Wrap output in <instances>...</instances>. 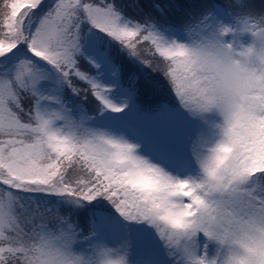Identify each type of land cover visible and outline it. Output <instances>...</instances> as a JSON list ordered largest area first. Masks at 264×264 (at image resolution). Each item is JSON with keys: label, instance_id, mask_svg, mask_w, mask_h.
<instances>
[{"label": "snow or ice", "instance_id": "1", "mask_svg": "<svg viewBox=\"0 0 264 264\" xmlns=\"http://www.w3.org/2000/svg\"><path fill=\"white\" fill-rule=\"evenodd\" d=\"M40 4L3 0L0 58L6 60L22 43L60 71L70 86L72 76L88 81L93 94L118 111L77 67L78 29L87 19L138 59V45L150 41L163 61L159 66L142 61L163 72L192 115L216 112L221 122L215 125L212 146L196 154L200 176L174 178L134 155L132 144L96 133L81 137L71 122L70 130L61 132L52 127L55 116L36 106L27 118L22 116V91L35 95L41 76L30 61L20 60L12 74L0 75V185L85 200L103 195L125 218L155 225L165 243L182 251L191 264H264V185H248L250 178L264 174V80L238 77L231 61L246 53H237L234 42L223 40L237 31L264 38V12L256 16L246 0H227L233 25L208 9L185 24L195 39L182 43L165 40L150 21L122 22L119 10L105 0H56L29 33L25 21ZM205 29L210 30L205 34ZM48 216L52 219L55 213L28 208L12 192L0 189V264H88L71 253V232L37 223ZM197 233L221 248L242 243L245 254H230L223 261L196 256ZM102 264L124 260L106 258Z\"/></svg>", "mask_w": 264, "mask_h": 264}, {"label": "rangeland", "instance_id": "2", "mask_svg": "<svg viewBox=\"0 0 264 264\" xmlns=\"http://www.w3.org/2000/svg\"><path fill=\"white\" fill-rule=\"evenodd\" d=\"M43 1L46 0H41L40 6L34 9L25 21V27L29 33L34 31L40 18L56 3V0H47L49 1L48 7L45 11H41ZM206 5L209 4L198 7L197 11L203 10ZM216 5L212 3L213 9H208H211L214 16L224 24L233 25L234 19L228 17L227 13ZM194 10L195 7H191L181 16L189 18L190 14L195 13ZM173 12H175L174 9L170 11V13ZM125 21L130 22L125 19L122 22ZM154 30L165 40L188 43L195 39L194 34L185 33L173 27L154 26ZM209 30L205 29V34ZM80 36L79 27L80 50L90 60L88 68L82 72L98 86L104 99L119 107L118 111L104 105V111L95 115L89 114L84 107L79 108L76 114H72L73 109L65 103L66 96L58 72L51 64L34 57L28 51L27 46L22 43L13 50L9 58L0 62V75H6L2 74L5 66H12L13 73L15 65L20 60L30 61L41 76L35 86L36 94L30 95L31 104L33 107H38L43 114L49 117L55 116L52 120L53 128L68 132L69 122H71L76 128L81 129L83 135L103 134L106 137L134 145V155L160 167L174 178L199 177L201 173L196 154L205 153L217 139L218 129L215 125L221 122L219 114L209 112L203 116H194L185 107L182 111L166 105L158 115L151 116L147 113L140 115L133 102L130 89L122 85L125 80L120 78V71L107 57L98 31L94 27H89L83 36ZM223 40L238 42L246 46L252 42L253 37L250 32L237 31L234 35L225 34ZM140 48L138 46V50ZM37 100L38 105L35 103ZM75 126L72 131L76 130ZM252 180L250 178L248 185ZM63 197L74 199L73 196L67 194ZM185 201L187 202V198ZM93 216L92 230L86 233L82 234L80 230H76L69 221L61 223L59 229H56L66 230L73 234L70 251L73 255L82 257L88 264H102L106 258L120 259L121 257L124 264H191L182 251L169 247L165 243L155 225L140 220L136 226L131 220L121 215L109 214L103 210L94 211ZM46 227L48 230H55ZM135 229L139 230V234L135 235ZM80 238L86 241H84L86 251L82 253L79 248ZM193 240V251L196 256L213 259L217 258L222 251L216 241L206 238L203 233H197ZM166 247L170 252L163 253L162 249H159ZM173 256L177 257L175 261Z\"/></svg>", "mask_w": 264, "mask_h": 264}, {"label": "trees", "instance_id": "3", "mask_svg": "<svg viewBox=\"0 0 264 264\" xmlns=\"http://www.w3.org/2000/svg\"><path fill=\"white\" fill-rule=\"evenodd\" d=\"M43 3L41 11L46 10L49 1L46 0L45 2L43 1ZM105 3H112L115 8L119 10L121 21L124 19L133 23H146L150 21L153 26L173 27L185 33H189L185 29V24L189 21L198 20L208 8L213 9V7H211L212 3L222 5L230 15L226 4L227 0H105ZM206 3L209 5L204 6L203 10L201 9L202 12L197 11L198 7ZM246 5L248 9L252 11L253 15L258 16L261 12H264V0H246ZM2 7L3 0H0V8ZM191 7H195V13L190 14L189 18L182 17L181 14L189 11ZM172 9H174L175 12L170 13ZM233 15L231 14L230 17L233 18ZM79 27L81 31L80 37H82L89 27L94 26H92L87 19H82ZM94 28L101 36V40L107 52V57L116 65L117 70L120 71V78L125 80L122 85L130 89L133 102L140 115H144V113L150 114L151 116L158 115L166 105L183 111L184 106L176 96L174 89L163 72L153 70L149 64H145L142 61L147 60L153 66H159L161 61H163V57L159 56V53L155 51V47L151 45L150 41H141V44L138 45L141 47L140 50H142H139L140 59H138L136 56L131 55L129 50L121 42L115 40L96 27ZM78 40L80 45V39L78 38ZM75 59L77 61V67L81 71L88 68L90 60L82 54L81 50L76 53ZM3 60L4 59L0 58V62ZM11 69L12 66H5L2 69L4 70L2 74L10 75L12 73ZM54 69L61 78V86L66 96L65 103L66 105H70L73 109L72 114H76V111L82 107L86 108V111L92 115L104 111V104L93 94L88 81L72 76L69 78L71 80L70 86L69 82L63 78L62 73L55 67ZM30 95V93L22 91L21 104L24 112L21 113V115L25 118H27L28 112L31 111L33 107ZM75 129L74 132L80 136L83 135L81 129L76 128V126ZM4 139H6V137H4ZM254 183L264 185V174H257V178L250 181L249 186ZM0 189L12 192L18 198V201L21 204H25L28 208L38 206L41 211L49 210L55 213V217L52 219L48 216L43 220H37V223H43L55 230L59 229L61 223H68L69 221L75 226L76 230H80L82 234L86 233L92 230L91 221L94 217L93 213L96 210H103L118 214L119 216L121 215L114 204L103 195L97 196L92 200H85L78 197H74V200L73 198L65 199L63 197L65 194L24 191L11 189L5 185H0ZM122 217L125 218L124 216ZM131 221L138 226L140 220ZM138 231L139 230L135 229V235L139 234ZM147 233L149 232L147 231ZM77 235H80L79 232ZM84 241V239L80 240L79 248L81 253L82 251H86V241ZM162 250L165 251L166 249L163 248Z\"/></svg>", "mask_w": 264, "mask_h": 264}, {"label": "clouds", "instance_id": "4", "mask_svg": "<svg viewBox=\"0 0 264 264\" xmlns=\"http://www.w3.org/2000/svg\"><path fill=\"white\" fill-rule=\"evenodd\" d=\"M251 33L253 40L248 45L234 42V49L237 53L244 50L246 54H240L231 61L238 77L244 80L256 78L264 80V38ZM245 245L239 242L231 247L225 245L218 257V261H223L230 254H245Z\"/></svg>", "mask_w": 264, "mask_h": 264}]
</instances>
